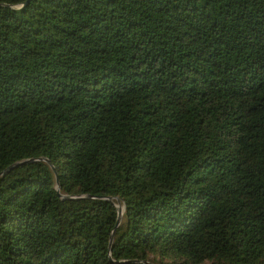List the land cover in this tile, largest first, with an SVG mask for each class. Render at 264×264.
<instances>
[{"label":"trees","instance_id":"1","mask_svg":"<svg viewBox=\"0 0 264 264\" xmlns=\"http://www.w3.org/2000/svg\"><path fill=\"white\" fill-rule=\"evenodd\" d=\"M26 1L0 0V173L34 159L0 175V264H264V0Z\"/></svg>","mask_w":264,"mask_h":264},{"label":"water","instance_id":"2","mask_svg":"<svg viewBox=\"0 0 264 264\" xmlns=\"http://www.w3.org/2000/svg\"><path fill=\"white\" fill-rule=\"evenodd\" d=\"M28 2V0L25 2V4ZM42 160H44V161H46V163H48L49 165H50V167H52L51 166V164H50V162L47 160V159H45V158H41ZM34 161V159H27V160H23V161H19V162H16V163H14V164H12V165H10L8 168H6L5 170H3L1 173H0V175H4V174H6V173H8L11 169H13V168H16V167H18V166H20V165H24V164H26V163H29V162H33ZM52 169H53V167H52ZM54 170V169H53ZM59 187L57 186V189H58ZM61 197L63 198V199H78L77 197H70V196H66V195H61ZM108 200H110L111 201V199H109L108 198ZM118 200V199H117ZM119 202V201H118ZM116 209H117V224L120 222V220H121V216H122V213H123V211L121 210V208L120 207H116ZM111 238H112V236H111ZM124 263H129V262H124Z\"/></svg>","mask_w":264,"mask_h":264},{"label":"rangeland","instance_id":"3","mask_svg":"<svg viewBox=\"0 0 264 264\" xmlns=\"http://www.w3.org/2000/svg\"><path fill=\"white\" fill-rule=\"evenodd\" d=\"M115 206H116V207H120L121 210L124 211V206H123V204H122L120 201H119V202L117 201V202L115 203ZM156 264H159V263L156 262Z\"/></svg>","mask_w":264,"mask_h":264}]
</instances>
